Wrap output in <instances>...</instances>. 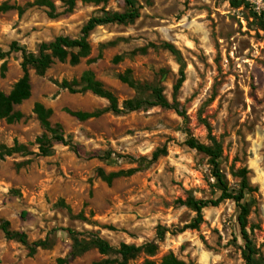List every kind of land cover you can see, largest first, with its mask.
Here are the masks:
<instances>
[{"label": "rangeland", "instance_id": "1", "mask_svg": "<svg viewBox=\"0 0 264 264\" xmlns=\"http://www.w3.org/2000/svg\"><path fill=\"white\" fill-rule=\"evenodd\" d=\"M34 1L0 0V50L8 52L0 60L4 94L22 75L21 53L10 50L12 42L36 53L40 43L58 36L78 37L91 17L130 11L123 0H109L77 3L66 13L61 0H50L58 14L52 19ZM133 7L139 14L134 21L93 30L90 54L78 65L55 61L42 77L30 71V97L14 107L22 119L13 124L0 119V147L29 145L43 134L32 112L40 103L69 141L54 142L46 157L0 160V223L24 233L27 244L46 242L29 255L26 245L0 231V264H57L60 258L65 264H118L121 244L156 246L153 254L142 250L126 264H164L170 257L182 264H245L239 209L232 201L203 209L198 229L182 232L195 213L179 201L220 195L208 158L186 146L187 132L202 144L220 145L219 169L229 191L240 188L237 171H247L246 230L253 263L264 264L263 0H133ZM86 71L113 94L122 112L108 111L107 101L91 92L71 94L59 87ZM181 74L184 81L175 92ZM154 89L184 116L153 105ZM127 101L141 105L128 111ZM66 111L102 114L78 121ZM28 151L36 153V146ZM98 169L137 172L107 185ZM94 237L113 250L99 254L91 245Z\"/></svg>", "mask_w": 264, "mask_h": 264}, {"label": "trees", "instance_id": "2", "mask_svg": "<svg viewBox=\"0 0 264 264\" xmlns=\"http://www.w3.org/2000/svg\"><path fill=\"white\" fill-rule=\"evenodd\" d=\"M64 11L66 13L71 12L77 3L93 4V5H105L109 0H61ZM125 5L130 8L128 12L122 13H110L105 14L101 17H91L82 26L80 34L76 38H70L67 36H58L50 42L40 43L37 47L36 53L28 52L25 48L19 47L16 42H12L10 45V50L21 53V63L20 68L22 75L17 80V82L12 86L8 94H4L0 91V119L4 120L7 124H13L22 119V114L19 111L14 110L15 106L20 105L22 102L26 101L30 97V81L29 72L33 71L36 76L42 77L45 72L50 68L55 61L58 62H68L71 66H76L79 64L80 60L86 58L90 54V44L89 36L93 30L98 26H103L107 24H126L134 21L138 18L139 14L133 7V0H123ZM264 2V0H263ZM33 6L43 7L47 10V15L49 18H56L58 14L56 13L55 5L50 0H35L32 3ZM164 47L172 51L173 48L169 44H164ZM8 54L0 50V60L4 59ZM4 65L2 70H4ZM122 82L134 87V84L129 81L127 77L120 78ZM184 81V76L181 74V78L174 85V91H178ZM59 87L68 91L71 94L91 92L93 95L100 97L107 101V110L118 114L122 112L119 108L116 98L113 94L105 90L102 84L97 81L90 71L83 72L78 79H73L71 81L62 80L59 83ZM154 103L153 105L159 106L165 109H173L178 114H182L175 105L169 103V101L163 96V93L159 89H154ZM141 102L139 101H127L124 103V107L128 111L136 110L140 107ZM33 114L36 116L41 128L43 129V134L35 139L33 143L29 145L19 144L17 141L13 143L11 147L1 146L0 147V160H4L7 157L13 155H21L23 157L27 155H34L36 157H46L50 152L54 142L63 145H68L69 141L62 131L59 124L52 125L50 123V118L52 111L45 108L40 103H35L32 110ZM68 114L73 116L78 121H86L92 118H96L102 114V112H70L66 111ZM207 131L209 132V126L206 125ZM185 144L188 148L197 151L205 155L212 169V176L217 180L220 186V195L214 200H196L194 198L188 197L184 201H179L183 206L187 207L195 213V217L190 223L184 226V230H196L199 225L203 222V209L210 207H216L223 201H232L239 209V214L237 216V224L240 229L241 237L244 241V251L242 253L243 260L245 264H254L253 256L255 255V250L249 235L246 230V220L248 216V210L246 206L242 203L244 199V193L249 192L251 187L247 178V171L241 169L237 171L236 176L240 180V188L238 192H232L228 190V186L225 177L222 175L219 169V159L221 157V147L218 143L212 141L210 145L202 144L196 141L187 132V139ZM36 146L37 152H29V146ZM165 150L155 151L151 158L147 161L149 163L155 162L161 154H164ZM136 169L121 170L118 172L105 173L102 169H98L96 174L107 185H110L113 180L119 177H129L136 173ZM0 231L4 235L5 239L13 240L26 245L28 248L29 255L35 253L37 249L44 248L46 246L45 241L34 242L27 244L26 235L21 232H13L9 229L8 222L0 223ZM67 233L75 239V234L72 230L67 229ZM158 237L161 239L163 237V229L158 228ZM91 245L94 246L99 254L107 255L113 248L103 239L99 237H94L91 240ZM144 250L149 254H153L156 250V246L153 244H145L143 246L127 245L121 244L116 250V253L120 256L121 260L118 264H126L131 258H134L140 251ZM66 259H58L57 264H65ZM108 261L102 264H107ZM164 264H182L177 262L174 258L170 257L169 261H165Z\"/></svg>", "mask_w": 264, "mask_h": 264}]
</instances>
